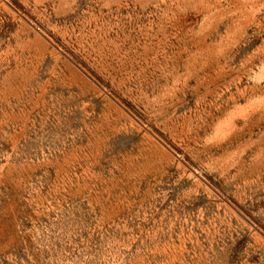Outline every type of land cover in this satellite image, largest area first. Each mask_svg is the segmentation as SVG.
<instances>
[{
  "label": "rangeland",
  "instance_id": "obj_1",
  "mask_svg": "<svg viewBox=\"0 0 264 264\" xmlns=\"http://www.w3.org/2000/svg\"><path fill=\"white\" fill-rule=\"evenodd\" d=\"M0 264H264V0H0Z\"/></svg>",
  "mask_w": 264,
  "mask_h": 264
}]
</instances>
